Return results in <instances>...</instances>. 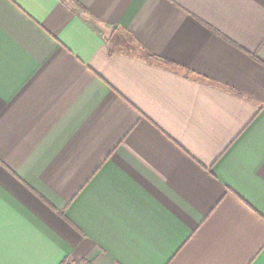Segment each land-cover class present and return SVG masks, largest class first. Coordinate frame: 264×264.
Returning a JSON list of instances; mask_svg holds the SVG:
<instances>
[{
  "label": "crops",
  "instance_id": "obj_1",
  "mask_svg": "<svg viewBox=\"0 0 264 264\" xmlns=\"http://www.w3.org/2000/svg\"><path fill=\"white\" fill-rule=\"evenodd\" d=\"M0 264H264V0H0Z\"/></svg>",
  "mask_w": 264,
  "mask_h": 264
}]
</instances>
